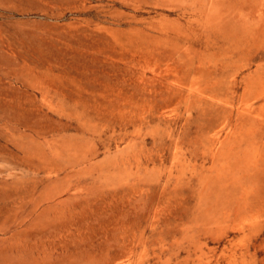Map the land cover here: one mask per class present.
Here are the masks:
<instances>
[{
    "label": "rangeland",
    "instance_id": "obj_1",
    "mask_svg": "<svg viewBox=\"0 0 264 264\" xmlns=\"http://www.w3.org/2000/svg\"><path fill=\"white\" fill-rule=\"evenodd\" d=\"M0 264H264V0H0Z\"/></svg>",
    "mask_w": 264,
    "mask_h": 264
}]
</instances>
